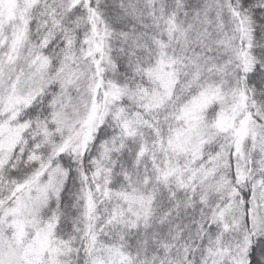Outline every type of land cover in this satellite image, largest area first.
Masks as SVG:
<instances>
[{
	"label": "snow or ice",
	"instance_id": "6c2138e0",
	"mask_svg": "<svg viewBox=\"0 0 264 264\" xmlns=\"http://www.w3.org/2000/svg\"><path fill=\"white\" fill-rule=\"evenodd\" d=\"M0 264H264V0H0Z\"/></svg>",
	"mask_w": 264,
	"mask_h": 264
}]
</instances>
